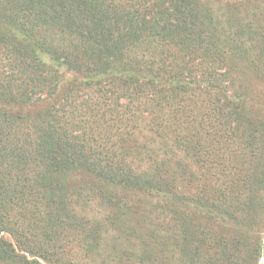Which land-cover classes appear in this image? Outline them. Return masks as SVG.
<instances>
[{
  "label": "trees",
  "instance_id": "trees-1",
  "mask_svg": "<svg viewBox=\"0 0 264 264\" xmlns=\"http://www.w3.org/2000/svg\"><path fill=\"white\" fill-rule=\"evenodd\" d=\"M242 2L0 0V264H259Z\"/></svg>",
  "mask_w": 264,
  "mask_h": 264
},
{
  "label": "rangeland",
  "instance_id": "rangeland-1",
  "mask_svg": "<svg viewBox=\"0 0 264 264\" xmlns=\"http://www.w3.org/2000/svg\"><path fill=\"white\" fill-rule=\"evenodd\" d=\"M242 4L244 5L239 8L238 13L234 10V15H231L232 10L224 9L221 13L219 10L217 17L221 23L218 26L223 25L224 27H218V30L224 29L225 44L228 49L232 48L230 51L236 45H239L240 50H245L246 53L243 57H238L235 61L238 63V69L232 68L233 72L229 76V80H233V84L238 90L237 93L242 95L240 101L242 107L246 109L245 113L254 121H264V73L259 69V64L264 59V53H258L257 49L262 43L261 39L264 38V35L259 30V33L251 40L249 35V29L252 30L251 25L247 26L249 29H243L244 24L254 25L256 22L264 20V0H243ZM214 23L216 24V22ZM239 31L241 33L237 34ZM249 49L251 51H247ZM233 138L234 144H236L237 138ZM215 175L213 173V176ZM259 264H264V256L260 258Z\"/></svg>",
  "mask_w": 264,
  "mask_h": 264
}]
</instances>
